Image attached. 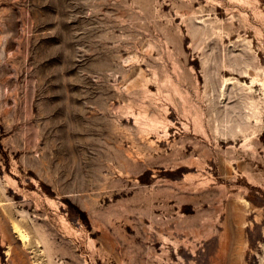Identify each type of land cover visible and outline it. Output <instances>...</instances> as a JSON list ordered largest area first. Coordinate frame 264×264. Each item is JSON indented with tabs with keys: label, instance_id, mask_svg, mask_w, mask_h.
<instances>
[{
	"label": "rangeland",
	"instance_id": "374dc122",
	"mask_svg": "<svg viewBox=\"0 0 264 264\" xmlns=\"http://www.w3.org/2000/svg\"><path fill=\"white\" fill-rule=\"evenodd\" d=\"M0 264H264V0H0Z\"/></svg>",
	"mask_w": 264,
	"mask_h": 264
}]
</instances>
